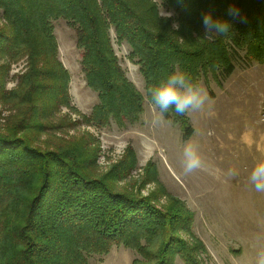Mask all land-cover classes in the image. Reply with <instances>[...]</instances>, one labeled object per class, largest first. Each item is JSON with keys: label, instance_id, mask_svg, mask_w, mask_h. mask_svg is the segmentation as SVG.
<instances>
[{"label": "trees", "instance_id": "trees-1", "mask_svg": "<svg viewBox=\"0 0 264 264\" xmlns=\"http://www.w3.org/2000/svg\"><path fill=\"white\" fill-rule=\"evenodd\" d=\"M230 8L243 21L229 15ZM160 9L171 17L160 16ZM205 13L228 22L230 32L208 40ZM0 17V104L11 111L0 123V264H88L112 245L144 258L131 264H174L176 257L203 264L202 244L180 235L190 233L187 207L162 210L145 196L113 189L110 177L82 170L78 140L41 150L20 134L49 130L63 107L74 109L54 20L74 30L85 84L97 95L82 119L124 126L138 120L145 99L150 102L148 89L173 72L196 84L202 76H229L237 50L248 63L264 62V0H0ZM111 32L128 45L145 96L126 77ZM21 59L25 70L7 90L10 64ZM165 119L180 126L182 140L193 134L186 115L170 109Z\"/></svg>", "mask_w": 264, "mask_h": 264}, {"label": "rangeland", "instance_id": "rangeland-1", "mask_svg": "<svg viewBox=\"0 0 264 264\" xmlns=\"http://www.w3.org/2000/svg\"><path fill=\"white\" fill-rule=\"evenodd\" d=\"M53 26L58 59L69 72L74 109L63 107L49 130L29 129L20 135L41 150L78 140L79 151H84L82 170L108 176L113 189L145 196L162 210L187 207L192 213L191 229L180 235L202 244L203 264L254 260L264 249V192H257L249 182L254 166L264 161V62L248 63L244 52L237 50L229 76L201 77L198 85L213 104L211 109L206 106L204 111L186 115L193 127L187 140H182L180 126L171 120L153 126L152 105L146 99L137 121L98 127L82 119L97 102V95L85 84L75 32L63 19L54 20ZM111 36L126 77L145 96L144 81L138 65L128 57V45L117 43L113 32ZM24 70L23 59L10 64L7 90L16 87L17 76ZM10 113L0 104V123ZM186 143L196 145L203 160V167L188 175L182 167ZM114 176L119 178L111 180ZM135 258L144 260L130 248L112 245L105 255H91L88 264H131ZM174 264L184 263L176 257Z\"/></svg>", "mask_w": 264, "mask_h": 264}, {"label": "clouds", "instance_id": "clouds-1", "mask_svg": "<svg viewBox=\"0 0 264 264\" xmlns=\"http://www.w3.org/2000/svg\"><path fill=\"white\" fill-rule=\"evenodd\" d=\"M172 13L165 12L163 9L161 15L165 19L170 18ZM229 15L234 19L240 17L238 9L230 8ZM202 23L205 28L206 38L213 40L216 35H225L230 32L231 25L226 21L214 19L211 13H205L202 17ZM178 27V25H174ZM150 102L152 105L153 117L151 124L160 125L165 114L169 110H174L176 115L184 116L191 113L201 112L207 106L211 109L213 102L203 87L194 83L188 76L180 72H173L166 80L161 81L158 86L148 89ZM182 167L185 175L191 174L203 167L202 157L197 146L192 143H186L182 152ZM249 182L254 186L257 192H264V161L258 162L252 169ZM248 264H264V249L260 250L254 260Z\"/></svg>", "mask_w": 264, "mask_h": 264}]
</instances>
